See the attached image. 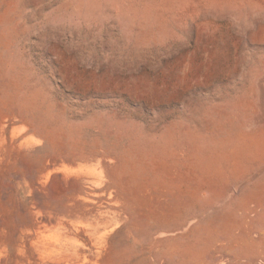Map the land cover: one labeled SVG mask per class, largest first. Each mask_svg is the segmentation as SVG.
<instances>
[{
    "label": "rangeland",
    "instance_id": "rangeland-1",
    "mask_svg": "<svg viewBox=\"0 0 264 264\" xmlns=\"http://www.w3.org/2000/svg\"><path fill=\"white\" fill-rule=\"evenodd\" d=\"M192 3L0 0V264H78L65 251L92 236L99 264L240 258L247 226L183 188L181 129L239 86L264 29Z\"/></svg>",
    "mask_w": 264,
    "mask_h": 264
},
{
    "label": "bare ground",
    "instance_id": "bare-ground-1",
    "mask_svg": "<svg viewBox=\"0 0 264 264\" xmlns=\"http://www.w3.org/2000/svg\"><path fill=\"white\" fill-rule=\"evenodd\" d=\"M192 4L199 12L208 7L215 18L233 25L242 14H252L264 29V0H193ZM249 31L254 32L252 27ZM247 45L256 54L236 72L239 86L207 107L198 126H183L180 152L185 191L207 194L211 199L202 204L206 209L224 208L230 221L237 217L247 226L250 237H241L244 250L233 264H264V38ZM107 217L101 222L107 223ZM43 219L44 227L51 222ZM54 235L57 241L73 242L68 236ZM87 238L95 240L94 250L87 247L89 253L80 254L78 248H72L71 254H65L80 259L78 264H99L103 237ZM55 251L61 254L60 249Z\"/></svg>",
    "mask_w": 264,
    "mask_h": 264
}]
</instances>
